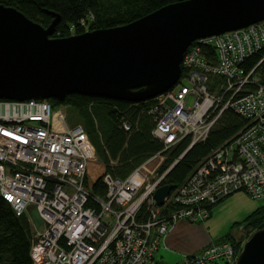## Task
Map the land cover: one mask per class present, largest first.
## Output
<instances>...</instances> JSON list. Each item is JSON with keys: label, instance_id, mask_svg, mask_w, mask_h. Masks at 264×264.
<instances>
[{"label": "built area", "instance_id": "2783aa9c", "mask_svg": "<svg viewBox=\"0 0 264 264\" xmlns=\"http://www.w3.org/2000/svg\"><path fill=\"white\" fill-rule=\"evenodd\" d=\"M187 49L178 84L154 98L150 109L162 151L187 136L191 144L204 141L224 110L236 112L244 124L162 206L154 192L164 172L147 169L162 151L124 179L104 176L107 194L98 199L85 188L92 150L82 125L68 123L51 99H0V197L29 219L33 264H159L179 219L205 220L211 207L238 191L264 202V19L200 38ZM29 206L37 210L39 228L31 224ZM204 251L176 264H224V258L236 264L241 249L230 241Z\"/></svg>", "mask_w": 264, "mask_h": 264}, {"label": "water", "instance_id": "95a60500", "mask_svg": "<svg viewBox=\"0 0 264 264\" xmlns=\"http://www.w3.org/2000/svg\"><path fill=\"white\" fill-rule=\"evenodd\" d=\"M263 19L264 0H185L122 26L55 38L56 14L45 28L0 4V99L62 101L76 93L134 104L148 101L178 84L192 42ZM172 189L169 184L155 189L158 206ZM235 263L264 264V227L242 245Z\"/></svg>", "mask_w": 264, "mask_h": 264}, {"label": "trees", "instance_id": "16d2710c", "mask_svg": "<svg viewBox=\"0 0 264 264\" xmlns=\"http://www.w3.org/2000/svg\"><path fill=\"white\" fill-rule=\"evenodd\" d=\"M185 0H0V4L16 8L29 19L47 28L59 16L52 37H70L85 31L122 26L144 17L168 4ZM253 57L247 64H252ZM245 66V67H246ZM56 106L75 109L79 123L86 130L92 156L87 160L85 188L95 198H105L106 175L124 179L141 163L160 153L164 147L152 134L155 100L137 104L72 93L64 100L51 98ZM74 124V123H72ZM243 119L231 110L224 113L208 132L204 141L193 143L173 169L163 177L162 184L173 188L182 184L215 148L233 137L243 126ZM191 137L161 152L163 158L157 173L161 175L190 147ZM95 204V203H94ZM97 206V204H95ZM208 207V206H207ZM211 207L210 210H212ZM244 229L258 231L264 227V204L256 207L246 218ZM32 228L26 214L16 215L9 203L0 197V264H33L30 258ZM229 232L220 241L235 243Z\"/></svg>", "mask_w": 264, "mask_h": 264}, {"label": "rangeland", "instance_id": "374dc122", "mask_svg": "<svg viewBox=\"0 0 264 264\" xmlns=\"http://www.w3.org/2000/svg\"><path fill=\"white\" fill-rule=\"evenodd\" d=\"M181 82L188 85V81L185 79H182ZM187 103L190 105L191 101L188 100ZM54 106L55 108L59 109V111L64 112L68 123L72 124L75 123V121H80V118H78V113L75 109L66 106ZM205 107L206 105H202L200 110L203 112ZM162 160L163 158L161 157V159H158L156 162L147 166V169H149L152 175L158 171V167L161 165ZM168 170H166L164 174H166ZM261 204H264L263 200L254 199L248 196L245 192L238 191V193L230 195L227 199L217 203V205L212 208L211 214L205 220H200L193 223L187 220L185 221L183 219H179V223L187 222L191 225L189 228H183L180 230V237L188 243H193L195 246L199 245L198 247H201L205 245V247H203L200 251L196 250L198 251L196 253H177V256L169 251L171 249L168 248L166 252H159L158 255L161 256L159 259V264H176L177 261L181 259L190 261L193 259V257L198 256V254H205V252L207 253L209 250H204L209 249L210 246L214 245V243L217 244L222 242L220 239L229 232L233 236L232 241L236 242V239H239L240 242L237 246L240 247L246 241H248L251 235L256 231H253V229H244V226L247 223L245 218L253 210H255L256 207L261 206ZM27 215L31 220V224L36 225L37 228L41 226V220L35 207L29 206ZM222 261L223 262L221 263L226 264L227 258L222 259Z\"/></svg>", "mask_w": 264, "mask_h": 264}, {"label": "crops", "instance_id": "0c3cea01", "mask_svg": "<svg viewBox=\"0 0 264 264\" xmlns=\"http://www.w3.org/2000/svg\"><path fill=\"white\" fill-rule=\"evenodd\" d=\"M175 224L174 227H172L169 231L168 234L165 238V248H163L160 251H165L169 249V251H171L172 253H174L176 256L178 255L177 253L181 254V253H196L198 251H200L204 246L198 247L195 246L193 243H188L185 240H183V238L180 237L181 235V229L183 228H189L191 225L188 224L187 222H178ZM179 224V225H178ZM208 245V244H207ZM198 250V251H196Z\"/></svg>", "mask_w": 264, "mask_h": 264}]
</instances>
